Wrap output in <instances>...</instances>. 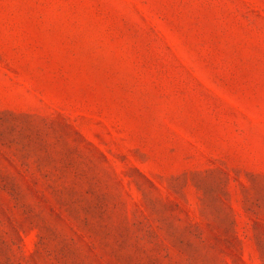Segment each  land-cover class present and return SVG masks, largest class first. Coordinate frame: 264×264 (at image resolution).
Returning <instances> with one entry per match:
<instances>
[{"label":"rangeland","instance_id":"rangeland-1","mask_svg":"<svg viewBox=\"0 0 264 264\" xmlns=\"http://www.w3.org/2000/svg\"><path fill=\"white\" fill-rule=\"evenodd\" d=\"M0 264H264V0H0Z\"/></svg>","mask_w":264,"mask_h":264}]
</instances>
